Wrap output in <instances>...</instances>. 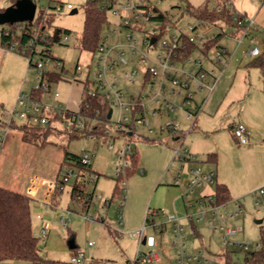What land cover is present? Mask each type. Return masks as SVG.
I'll list each match as a JSON object with an SVG mask.
<instances>
[{
  "label": "rangeland",
  "instance_id": "rangeland-1",
  "mask_svg": "<svg viewBox=\"0 0 264 264\" xmlns=\"http://www.w3.org/2000/svg\"><path fill=\"white\" fill-rule=\"evenodd\" d=\"M88 0H39L38 11L51 6L54 14V23L70 32L67 40L62 44H55L51 48L54 56L62 59L66 71L62 79L54 83L49 93L42 97L46 105L64 107L77 110L80 106L83 86L80 82H75L78 76L85 79L88 64L91 63V52L80 47V38L84 30L85 5ZM104 4L109 23L102 28L103 42L107 46H115L111 57L117 58L120 52H124L128 63L119 62L112 69L107 71L106 77L109 81L116 76L118 82L116 89H121L126 99L130 96L142 94L148 111L147 120L149 126L137 124L135 135L130 139L133 147L139 155L138 170L130 177L126 178L125 205L121 209L122 201L120 193H115L116 168L118 157L116 150L109 147V143H114L116 147L121 146L127 139L120 135L114 137L83 136L70 138L69 129L63 123L52 121L47 126L51 132L46 138L37 139L34 143H27L20 139L24 122L19 117L11 119V113L16 105L18 94L21 91L32 93L39 84V71L36 66H29V57L20 52L7 49L0 45V186L8 187L28 194L32 198V222L33 230L38 236L43 229L47 233V242L39 241L41 252L44 256L58 261L59 264H76L70 262L72 254L85 251L89 261L101 260L111 264H129L134 261L138 250V241L128 233L140 229L146 224V235L154 236L160 249L164 248L166 259L161 264H179L176 256V249L173 245L175 233L171 222L164 218H158L157 223L166 222V230L152 228L145 220L148 215V207L156 208L157 188L159 183L172 184L171 187H179L183 179L190 181L191 167L201 168V173L210 171L219 172L218 181L221 178L229 180L232 184L231 199L225 203L215 205L219 207V213L227 216L226 225L232 228H241L240 231L230 234L229 238L234 242L228 246L229 250L236 251L234 257L240 263L243 262L245 251L240 243H249L250 250L255 249L257 243H264L262 234L264 232V200L259 202L258 194L246 190L251 188V183L257 180L258 173L264 167V146L259 147L254 153L247 154L245 149L248 145L239 144L236 140L231 123L238 122L241 117V102L246 101L245 115L251 118L256 117L250 105H255L254 98L258 91L264 86V69L254 65L252 57L245 55V51L250 48L249 37L242 43L234 36H230L232 27L225 25L199 26V31H205L209 35L225 32L222 34L219 46L227 47L231 58L226 55L220 66L215 64V50L211 49L208 56L203 55L200 50H195L189 57L201 60L205 67L215 69L216 76L220 79L211 93L203 109L194 116L193 119L186 118V114L181 110L153 117L150 111L154 107L158 108V103L151 100L153 92L149 84H145L144 75L150 60L141 61L140 51L133 52L129 45L126 29L122 23L124 17L133 13L124 9L128 1L139 2L140 0H97ZM208 0H150L149 3L157 6L161 11L169 16L174 26L169 25L168 31L161 39H169L171 34H178L180 29L185 33L189 32V25H196L198 21L188 12V5L199 6ZM210 4L214 0H209ZM12 0H0V8H6ZM71 4L72 8H67ZM111 5V6H110ZM73 9L77 12L72 13ZM115 10H119L118 13ZM142 30L133 31L138 36L137 45L141 47L142 40L147 32L153 31L161 24L160 20L152 19L141 15L138 18ZM251 34L260 42L263 50V34L254 30ZM261 40V41H260ZM159 47V45H158ZM40 45L38 46V49ZM157 51L150 53L155 57ZM95 56L91 65V77L100 70L97 66ZM33 62L42 61L39 52L33 55ZM228 61V64H227ZM251 61V62H249ZM79 63L84 69L80 74L76 73L75 66ZM52 64V63H51ZM227 64V66H226ZM193 65L189 62V67ZM52 66V65H51ZM224 68V70H223ZM135 71L133 81L125 78V73ZM223 71V72H222ZM56 92L59 96H56ZM249 92L251 94H249ZM208 91L196 93L195 101L202 103ZM249 94V95H248ZM251 95V98H248ZM177 98V97H176ZM245 105V104H244ZM20 109V107H17ZM205 116L204 127L197 123L193 129L194 120ZM117 112L113 118L116 119ZM174 118L180 123L181 128L189 131L182 135L180 139H175V134L165 127V123ZM230 124V125H229ZM149 128L152 130L149 131ZM203 132L199 133L200 130ZM210 130L206 132V130ZM199 133V134H198ZM183 142V146L190 148L191 153L196 156V162L180 161L174 158V149ZM76 154L88 153L92 156L90 173L86 174L83 185V196L75 197L71 194L72 182L64 187L56 189L55 193L47 200L49 190L48 180H56L59 170L64 169V156L66 152ZM216 154L217 159L210 158L211 154ZM180 175V176H179ZM38 176L46 182L38 184L33 182ZM174 177H178L180 182L175 184ZM221 177V178H220ZM36 183V186L33 184ZM216 180L212 182H202L189 192L185 201L181 198L177 206L180 210L169 208L171 214L180 218L183 225L185 248L189 253L195 254L203 251L204 254L222 261V254L226 246L223 243L222 230L211 229L206 221L196 222V228L200 235H192V227L188 216L196 217L201 210L210 208V204L199 202L200 196L204 194L215 196ZM38 185V186H37ZM229 187V186H228ZM185 195L189 189L186 187ZM156 192V194H155ZM92 194L90 197L89 194ZM199 194H202L198 197ZM89 195V196H88ZM154 198L152 199V197ZM90 198V200H89ZM153 201H152V200ZM264 199V198H263ZM238 203L242 207V212L231 215L235 205ZM188 209L186 210V206ZM163 207L161 209H165ZM121 210L123 212L121 213ZM70 216V228L62 227L59 219L61 216ZM160 215V214H158ZM158 217V216H156ZM257 220H262L258 223ZM131 226H137L136 229ZM74 237L77 248H69V240ZM88 242L92 245L88 246ZM142 250H147L146 245H142ZM31 264L27 260H14L6 264Z\"/></svg>",
  "mask_w": 264,
  "mask_h": 264
},
{
  "label": "built area",
  "instance_id": "built-area-1",
  "mask_svg": "<svg viewBox=\"0 0 264 264\" xmlns=\"http://www.w3.org/2000/svg\"><path fill=\"white\" fill-rule=\"evenodd\" d=\"M37 4V13H38V1L34 0ZM230 5V2H228ZM50 7V6H49ZM57 10L61 9V5L58 7H53ZM67 8H72L71 4L67 5ZM221 8V7H220ZM219 8V9H220ZM50 8L45 9L46 11H52ZM124 9L133 13L132 17L130 14L127 17H124L122 25L131 30L127 33V39L129 40V45L132 47V51L136 52L140 51L141 61L150 60L151 64L147 67L146 71L150 75V80L148 82L151 91L153 92V97L151 100L156 101L160 108H153L152 114L156 115L159 113L160 109H164L166 112H174L176 110H181L186 114V118L193 119L194 116H197L198 113L203 109L204 104L207 99L214 91L220 76H216L215 69L208 68L203 65L201 60L190 59L188 58L186 61L192 63L194 68L191 70L185 69L184 67L178 66L176 64V58L178 57V49L181 44V35L185 32L180 29L178 34H171L169 39H156L154 43H151V39L155 36L151 34V32H147L145 37L142 40L141 47L137 45L139 39L138 36L134 34L135 31H139L136 28V24L138 23V18L143 15L145 17H152L156 15V12L153 11L152 5L149 3V0H140L139 2L128 1L124 5ZM116 13L119 10H115ZM36 13V16H37ZM239 12L235 13L234 19L237 21L239 26H242L241 36L238 38L239 42L242 43L245 38L251 35L253 24L255 23V19L249 17L247 15H243ZM36 18V17H35ZM198 24L189 25V32L185 33L188 35L189 40L191 42H195L198 46H204L206 42L213 36L209 35L205 31L198 30ZM25 25L23 22L18 23L19 29H24ZM154 32H157L154 29ZM2 35V30L0 29V36ZM37 36V33L35 34ZM67 35H63L61 43L67 40ZM105 41V39H104ZM250 48L245 51V55L250 57H257L261 54L260 42L255 39V37H249ZM34 40L30 41V45H32ZM159 45V47H158ZM17 46L15 44L12 45L10 49L15 50ZM115 46H107L104 43L99 47L96 57L97 66L100 70L95 74V77H91V63L88 64V70L86 73L85 79H81L78 76L75 77V82H80L84 84L89 78L93 81L92 85L86 90L85 94H81V102H83L84 98L87 96L97 97L99 95H104L107 99H110L113 103V112L111 116L110 123V132L111 134H115L114 137H119L120 135L126 136L135 133L134 129L129 125V123L135 122V124H144L149 126L147 114L148 111L146 109V103L143 101L142 94L138 96H130V99H126L124 93L121 89H116V85L118 82V78L115 76L113 80L109 81L106 77L107 71L112 69L116 64L122 62L124 64L128 63L127 58L124 56V52H120L117 58L111 57V53L115 50ZM157 51L155 57H151V51ZM39 52L41 55L42 61H36L35 66L39 71V79L40 82L34 89L42 90V97L44 94L49 93L51 87L48 83V71H59L63 67L65 68L63 61L56 57L51 56L50 52H45L41 54V48H35V53ZM215 64L220 66L225 59L226 55L230 54L228 49L225 47H218L215 50ZM95 55V56H96ZM33 59V58H32ZM52 63V64H51ZM52 65V66H51ZM83 65L77 63L75 66V70L77 74H80L83 71ZM224 69V68H223ZM66 71V69H65ZM64 71V72H65ZM63 72V73H64ZM223 72V71H222ZM135 71H129L125 73V78L128 81H133L135 77ZM207 90L208 94L203 99L202 103L197 107H194L193 103L195 100V92ZM166 92H170L175 94L177 97H180V102H176L171 97L166 95ZM56 96H59V93L56 92ZM41 98H37L33 95V93H28L21 91L18 94L16 105L11 113V119L8 124L13 121L14 117L21 118L25 123L34 124V125H50L52 121H58L59 123H63L66 126H72V128L78 130L79 132H83L89 129H92V126L96 123V119L88 118L85 113L79 109L74 110L69 107H64L62 104H58L57 106L46 105ZM20 107L18 109L17 107ZM137 112V116L133 119L132 112ZM117 112L116 119L113 118L114 113ZM67 114L69 116H67ZM67 116V117H66ZM62 117V118H60ZM88 120L89 123H88ZM166 129H168L171 133L178 135V139L182 137V135L187 134L189 130L185 131L181 128L180 123H178L174 118H170L165 123ZM194 125L191 126L193 128ZM233 132L236 140L239 144L248 145L250 142V130L243 123H235L233 126ZM151 131L152 129L149 128ZM94 138L97 136L92 134ZM127 138V137H126ZM1 142V138H0ZM109 147L111 149L116 150L118 157V164L116 168V177L120 178V188H121V198L122 201L120 203L121 209H123L125 205V191H126V174L127 169L130 164L131 156L134 152L133 144L130 142V139L127 138L123 144L118 147L115 146L114 143H109ZM174 149V158L179 159L180 161H192L196 162V156L191 153L188 147L183 146V142ZM82 162L84 165L92 164V156L88 153L82 154ZM191 177L189 181V189L186 193L188 196L189 192L193 191L194 188L198 185H201L202 182H212L215 179V172L211 171L209 173H201V168L191 167ZM82 171L74 166H66L63 170H61L58 178L49 184V190L47 193L46 199L48 200L50 196H52L56 189L63 188L65 184L77 181L81 179L83 176ZM180 176V175H179ZM37 179H34L33 182H36ZM180 180L178 177L175 179V183L178 184ZM35 184V183H34ZM259 196H264V185L257 188L255 191ZM199 202H204L210 204V208L206 210H201L199 215L193 217L195 222L206 221L208 226L214 230H222L223 232V243L226 247L234 243L230 238V234H234L241 230V228H232L226 225L227 216H224L222 213H219V207L214 204V195H205L200 197ZM123 210H121V213ZM242 212V207L236 203L234 211L231 215H236ZM148 215L156 216L158 214L162 215L166 218L167 222H171L173 225V231L175 233V238L173 245L176 249V256L179 264H222V261H219L216 256L211 257L207 254H204L203 251H198L195 254L189 253L185 248L184 242V233H183V225L180 222V218L174 214H171L168 209H149ZM150 217V216H148ZM190 217V216H189ZM60 225L64 228L69 227L70 224V216H61L59 219ZM192 235H196V231L194 229L191 230ZM36 235V234H35ZM129 235L138 241V250L136 253V257L134 261L129 264H161L165 261L164 252L158 247L157 241L155 237L150 235H146V224L143 225L140 229L136 231H132ZM37 236V235H36ZM47 233L45 229L37 236L39 240L42 242H46ZM145 241V243H144ZM92 245V242H88V246ZM142 245H146L148 247L147 250H142ZM242 250L247 251L250 250L249 243H240ZM260 248V244L257 243L255 245V249ZM88 260L87 254L85 251H81L77 254H73L71 256V262L76 264H84Z\"/></svg>",
  "mask_w": 264,
  "mask_h": 264
},
{
  "label": "trees",
  "instance_id": "trees-1",
  "mask_svg": "<svg viewBox=\"0 0 264 264\" xmlns=\"http://www.w3.org/2000/svg\"><path fill=\"white\" fill-rule=\"evenodd\" d=\"M150 1V0H149ZM15 0H12L14 3ZM229 0H214L212 4L210 1L199 5L193 6L188 5V12L192 15L198 22L199 26L206 25H225L226 27H235L237 30L241 31L242 26H239L237 21L234 19L235 13L237 12L232 5L228 4ZM111 6V5H110ZM50 7H55L51 6ZM221 7V8H220ZM220 8V9H219ZM107 7L101 4L97 0H88L85 5V22L84 30L80 38V47L83 50L90 51L94 58L97 54L99 47L103 44L102 28L106 23H109L107 14ZM152 9L156 12L155 16H150L156 20H160L161 24L159 27L155 28L157 32L151 31V34L160 39L164 34L167 33L169 25L174 26V24L169 19V16L161 11L157 6L153 5ZM4 10V8H0ZM54 12L46 11L41 9L38 11L36 18L33 22H23L25 25L24 29L18 28V23L6 24L0 26L2 30V35L0 36V45L4 48L10 49L13 44L17 46L16 51L29 57V66H35L33 62V55L35 54V48L40 45L41 54L45 52H50L51 56H54L51 52V48L55 44H62L61 40L63 35L68 34L70 31L64 29L54 23ZM243 16V15H242ZM137 30H142V26L136 24ZM37 33V36L35 34ZM222 33L214 34L204 46H198L195 42H191L187 34L181 35V46L178 49V57L176 61H186L195 50H200L203 55L208 56L209 52L213 48L221 47L219 46L220 38ZM34 40L33 44L30 45V41ZM264 45V37H263ZM59 58V57H58ZM62 60V59H61ZM254 65H258L264 69V46L261 54L254 58ZM65 68L63 67L59 71H48V83L52 86L54 83L59 82L63 77V72ZM150 80L149 73L145 72L143 86L147 84ZM93 81L89 78L83 86V94L92 85ZM33 95L37 98L42 97V90L33 89ZM81 110L90 119H96V123L92 126V129L79 132L78 130L72 128V126H67L70 133V138H77L81 135L91 136L95 134L97 137L104 136L109 137L110 123L111 119L108 117L110 109L113 107V103L110 99H107L104 95H99L97 97L87 96L84 98L83 102L80 103ZM67 116H69L67 114ZM66 116V117H67ZM133 119L137 116V112L134 110L132 112ZM62 118V117H60ZM90 120H88L89 123ZM129 125L135 130V122L129 123ZM49 125H34L29 123H23L21 128L24 129L21 134V139L27 143H34L37 139L46 138V136L51 132L52 129ZM233 128V127H232ZM126 137L132 139V136L126 133ZM210 158L216 160V154H211ZM64 165L74 166L81 170L85 175L90 173V165H84L82 162V154H76L67 151L64 156ZM139 166V155L136 149L131 156L130 164L127 169L126 178L130 177L133 173L138 170ZM84 177V176H83ZM115 193H120V178L116 177ZM75 182V187L73 190V195L77 197H82L84 192L81 188L79 192H75L77 183ZM92 194H89L92 197ZM88 195V196H89ZM231 193L228 185L225 183L216 184V192L214 199L216 203L222 204L230 200ZM90 200V198H89ZM214 201V204H215ZM32 198L23 192L0 186V264L6 261L14 260H27L31 264H59L58 261L50 259L44 256L41 252L39 238L35 235L33 230L32 222V209H31ZM155 217H148L146 221L153 226L155 229L160 227H165V222L156 225ZM192 229L197 233L196 222L193 217H189ZM262 239L264 241V232L262 234ZM236 251L229 250L226 247L225 251L220 254L222 256V264H264V243L260 244V248L257 250H247L245 251L244 260L242 263L237 261L234 257ZM101 260H93L90 264H102ZM195 264V263H192Z\"/></svg>",
  "mask_w": 264,
  "mask_h": 264
},
{
  "label": "crops",
  "instance_id": "crops-1",
  "mask_svg": "<svg viewBox=\"0 0 264 264\" xmlns=\"http://www.w3.org/2000/svg\"><path fill=\"white\" fill-rule=\"evenodd\" d=\"M230 2V5L233 6V8L243 14V15H247L249 17H252L255 19V23L253 24V27L252 28H255L256 30L260 31L262 34H263V37H264V0H229ZM12 3V2H11ZM10 5V4H9ZM199 24V22L197 23ZM211 26V25H210ZM210 26H202V27H210ZM233 28V31L230 33V36H234L236 39H238L240 36H241V31L237 30L235 27H232ZM254 29V30H255ZM253 31V30H252ZM251 31V32H252ZM249 37H254L252 36V34L249 36ZM261 41V40H260ZM227 48V47H225ZM228 49V48H227ZM248 50V49H247ZM229 51V50H228ZM230 53V51H229ZM230 58H231V54L228 55ZM247 56V55H246ZM250 57V56H247V58ZM226 58V57H225ZM255 57H252L250 59H254ZM251 62V61H249ZM176 64L178 66H181V67H184L185 69H188V70H191L194 68V65H191V67L187 66L189 65V62L188 61H176ZM227 64H228V61H227ZM226 64V66H227ZM204 65V64H203ZM224 70V69H223ZM122 91V90H121ZM203 91H206V90H203ZM203 91H196L195 92V98H196V93H202ZM259 93H257L256 97L254 98V102H255V105H250L249 107L251 109H253L254 113L256 114V117L254 118H251V117H248L245 115V109H246V101L244 100L243 102H241V117L239 119L238 122H235V123H243L249 130H250V142L248 144V147L245 149V151L247 152V154H251V153H254L255 150L259 147H263L264 146V86L263 88H261L260 91H258ZM249 94H251L249 92ZM248 94V95H249ZM166 95L171 97L173 100H175L176 102H180V97H177L175 94H172L170 92H166ZM134 96V95H133ZM207 96V95H206ZM177 97V98H176ZM248 98H251V95L248 97ZM201 103L199 101H195L194 100V107H197L198 105H200ZM245 104V105H244ZM155 108V107H154ZM158 108H160L158 106ZM177 111V110H176ZM151 114H152V111H150ZM164 109H160L159 110V113L160 115H163V114H166L170 116L171 113L169 112H166ZM175 112V111H174ZM158 114L156 115H153V117H156L158 116ZM206 119H205V116L203 118L200 117V119L198 118V120H194L193 122V129L197 126V123L200 122V125H202V127H204V123H205ZM25 123V122H23ZM22 123V124H23ZM235 123H231V126H229L230 128L234 126ZM230 125V124H229ZM200 130V129H199ZM233 129H231L232 131ZM150 131V130H149ZM191 131V130H190ZM210 130H206V132H209ZM202 131L200 130L199 133H201ZM198 133V134H199ZM203 133V132H202ZM134 133L133 134H130V136L134 137ZM178 138V135L175 136V139ZM20 139H21V135H20ZM22 140V139H21ZM190 149V148H189ZM191 151V150H190ZM264 156V155H263ZM217 159V157H216ZM215 160V159H213ZM63 170V169H62ZM213 171V170H212ZM60 172H61V169L59 170V174L57 176L60 175ZM211 172V171H210ZM89 174V173H88ZM86 175V174H85ZM218 175H219V172H216L215 173V179L216 180V183L218 181ZM85 177V176H84ZM82 177L80 179V181L77 183L76 187H78V189H75V192H79L80 189L83 187V185L85 184V181H86V178ZM58 177H56L55 179H57ZM221 178V177H220ZM36 182L38 184H41V183H44L46 182L44 179H41L39 178L38 176H36ZM176 179V177H174V180ZM55 180H48L47 181V184L49 185L51 182H53ZM75 182L76 181H72V189H71V194L73 195V190H74V187H75ZM218 183H225L226 185L229 186V189L230 191H232V184L229 180L225 179V178H221V180L218 182ZM163 183H159V187L157 188L156 192H158L159 195H157V205L156 208H159L161 209L162 206L163 207H166L165 209H168L169 208H173L175 209L176 211L177 210H180L179 207L177 206V204L179 203L180 199L182 198L184 201L185 199L187 198V195H185V192H186V187L187 185L189 184V181L187 178H184L183 179V182L182 184H179V187H171L172 184L170 183H166L164 185H162ZM34 186H36V183L33 184ZM174 185H177L176 183ZM264 185V167L263 169L261 170V172L258 173V177H257V180L252 182L251 183V188H249V190H246L244 193H247L248 191H253L254 192L256 191L257 188L261 187ZM38 186V185H37ZM155 192V194H156ZM216 192V191H215ZM231 193V192H230ZM202 195V194H199L198 197ZM206 194H204L203 196H205ZM210 195H213V194H210ZM75 197H77L75 195ZM186 197V198H185ZM201 197V196H200ZM154 198V196L152 197V199ZM258 198H259V202L263 201L264 199V196H259L258 195ZM151 199V200H152ZM153 201V200H152ZM186 206V204H185ZM153 207V206H149L148 207V210ZM188 209V207L186 206V210ZM147 210V211H148ZM158 216V217H156ZM155 216V220L157 222V219L158 218H164L166 220L165 217H163L162 215H156ZM146 220V218H145ZM188 220H189V216H188ZM189 223L191 225V222L189 220ZM160 223H156V225H158ZM172 224V223H171ZM150 225V224H149ZM197 226V224H196ZM132 228L136 229L137 226H131ZM151 227L153 228V226L151 225ZM192 227V226H191ZM69 228H70V224H69ZM159 229H161L162 231L166 230V222H165V227H160ZM197 229V228H196ZM138 230V229H137ZM133 231H136V230H133ZM132 232V231H131ZM130 233V232H129ZM128 233V234H129ZM197 235H200V231L197 229V233L196 235H193V236H197ZM48 238V237H47ZM74 240V243H75V238L72 237L70 240ZM69 240V241H70ZM135 240V239H134ZM156 240V238H155ZM46 242H47V239H46ZM158 244V242H157ZM158 247H159V244H158ZM70 248V246H69ZM75 248H77V245L75 244ZM161 248V247H159ZM72 249V248H70ZM74 249V248H73ZM163 252H164V248L161 249ZM165 254V253H164ZM192 254V253H191ZM73 255V254H72ZM166 256V255H165ZM166 259V258H165ZM9 261H6V262H3L1 264H6L8 263ZM70 262H71V259H70ZM91 261H89V259L84 263V264H90ZM21 264V263H20ZM27 264V263H26ZM102 264H107V262H103ZM111 264V263H110Z\"/></svg>",
  "mask_w": 264,
  "mask_h": 264
},
{
  "label": "water",
  "instance_id": "water-1",
  "mask_svg": "<svg viewBox=\"0 0 264 264\" xmlns=\"http://www.w3.org/2000/svg\"><path fill=\"white\" fill-rule=\"evenodd\" d=\"M77 12V9H73L72 13ZM37 13V4L34 0H15L9 6L0 10V26L6 24H14L19 22H33ZM156 41V37L151 39V43ZM113 109L111 108L108 117L111 118ZM258 223L262 220H257ZM145 243V241H144ZM70 248H75L74 240L69 241ZM110 264V263H107Z\"/></svg>",
  "mask_w": 264,
  "mask_h": 264
}]
</instances>
